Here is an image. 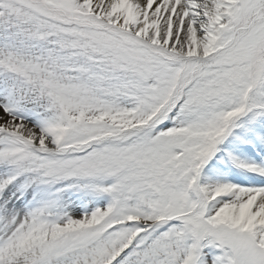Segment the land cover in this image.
<instances>
[{
    "label": "snow or ice",
    "instance_id": "6c2138e0",
    "mask_svg": "<svg viewBox=\"0 0 264 264\" xmlns=\"http://www.w3.org/2000/svg\"><path fill=\"white\" fill-rule=\"evenodd\" d=\"M0 264H264V0H0Z\"/></svg>",
    "mask_w": 264,
    "mask_h": 264
}]
</instances>
